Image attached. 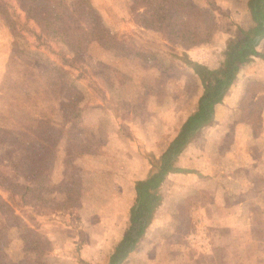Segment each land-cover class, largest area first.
<instances>
[{
	"label": "rangeland",
	"instance_id": "rangeland-1",
	"mask_svg": "<svg viewBox=\"0 0 264 264\" xmlns=\"http://www.w3.org/2000/svg\"><path fill=\"white\" fill-rule=\"evenodd\" d=\"M88 1L92 10L82 7L67 20V34L41 33L37 40L40 30L17 0H0V113L10 128L37 136L42 123L33 105H39L50 111L44 125L56 134L64 110L57 111L59 99L48 100L43 86L52 81L42 73L60 65V53L82 65L63 67V77L80 84L79 115L64 122L41 181L26 183L20 152L10 141L0 145V264L35 259L25 249L31 238L41 247L39 264H104L134 202L132 183L154 169L192 110L201 90L195 65L219 67L238 28L253 25L250 0H211L205 6L212 37L186 45L163 36L156 0L140 8L138 25L126 13L129 0ZM256 50L212 122L182 148L176 167L186 171L161 181L151 224L123 264H206L211 259L201 249L211 245L229 248L228 264H264V37ZM156 53L168 71L152 61ZM7 78L33 87L36 96L26 100L22 90L2 89ZM61 95L65 101L67 92ZM214 257L218 263L224 254Z\"/></svg>",
	"mask_w": 264,
	"mask_h": 264
},
{
	"label": "trees",
	"instance_id": "trees-1",
	"mask_svg": "<svg viewBox=\"0 0 264 264\" xmlns=\"http://www.w3.org/2000/svg\"><path fill=\"white\" fill-rule=\"evenodd\" d=\"M129 1L133 7L126 13L129 14V17L131 15V19L138 25L141 17L140 8H146L150 2L148 0ZM17 2L25 15V20H32L38 26L40 31L36 33L37 40L40 39L41 33L47 36L62 37L63 34L68 33L66 21L72 19L75 13H80L79 9L83 7L84 13L92 10L88 0H17ZM202 2L204 6L195 0H156V10L162 21L163 36L186 40V45L207 42L212 37V33L209 25L210 12L205 5L212 4L213 6L214 3L211 0H203ZM249 5L254 26L247 31L238 28L241 34L227 43V47L223 51V61L219 67L208 68L195 65L193 71L199 80L201 90L196 89L197 94L192 110L181 122L173 140L156 161L154 169L149 171L146 178L132 183L131 189L135 195L134 202L128 209V217L122 235L111 247L104 264H123L130 253L134 251L161 201V195L158 191L161 181L168 173L186 171L175 167L177 155L191 140L194 133L212 120L215 105L222 101L240 66L245 64L249 57L258 55L256 47L264 37V0H250ZM4 18L6 20L5 16ZM51 19L54 21H50ZM90 20L91 22L87 20L88 30H92L93 23L92 19ZM6 21L8 23V19ZM10 22L11 20H9ZM96 37L100 38L97 34ZM46 45V47L49 46L48 43ZM145 53L147 52H144L143 57L146 56ZM73 55L75 54L73 53ZM150 57L152 61L155 60L158 63L159 68L168 71L164 68L157 53ZM60 59V65L52 63V67L42 73L43 75L49 73L47 80L51 79L52 81L45 82L43 86L45 94H49L48 100L59 99L57 111L64 110L60 114L61 124L56 132L57 135L49 134L51 132L50 126L44 125L49 120L50 111H43L39 105L38 107L33 105V108L39 111V116L35 120L42 123V129L37 133V136L35 132L31 135L30 129L21 130L20 126L10 128L9 119L0 113V145L10 141L15 145L16 152H20L21 158L25 160L27 165V170L23 175L26 183L38 182L44 178L46 164L50 158V150L56 147L64 122L68 120L69 115L73 117L79 115V112L75 110L77 104L75 93L80 88V84H78L77 79H65L63 73L67 71L63 67L67 65L81 68L82 65L74 64L73 60L66 58L62 53H60ZM147 59H149L148 56L145 57V60ZM10 81L11 79L7 78L1 88L22 90V95L26 100L36 96L33 87L27 85L23 88L17 83L12 84ZM64 91L68 95L65 101L62 100V95L59 97V93ZM26 190L28 191L29 187H26ZM23 229L25 232H32L25 225H23ZM23 237L27 239V236L23 235ZM4 243L5 240L0 237V255L4 253ZM34 244L37 246L33 247ZM25 249L33 250L32 257H35V259L27 261L26 264H39L37 259L41 255L40 245L31 238L29 243L27 241Z\"/></svg>",
	"mask_w": 264,
	"mask_h": 264
},
{
	"label": "crops",
	"instance_id": "crops-1",
	"mask_svg": "<svg viewBox=\"0 0 264 264\" xmlns=\"http://www.w3.org/2000/svg\"><path fill=\"white\" fill-rule=\"evenodd\" d=\"M252 26H250V27H253L254 26V22H253V20H252ZM244 65V64H243ZM242 66H240V68H241ZM240 68H239V70H238V72L240 71ZM238 72L236 73V76L238 75ZM236 78V77H235ZM235 80V79H234ZM230 85H232V84H230ZM230 87V86H229ZM229 89L227 88V90H226V92L228 91ZM224 99H225V97H223V99H222V101H221V103H224ZM221 103H218V104H216L215 105V107H214V115H213V117H212V120L214 119V116H215V114H216V110H217V108L220 106L219 104H221ZM212 120L208 123V124H210L211 122H212ZM207 125V124H206ZM186 147V145L184 146V148ZM184 148H183V150H184ZM181 153H184V152H180L178 155H177V157H176V161H177V159L180 157V155H181ZM175 167H176V162H175ZM261 167V169H264V165H262V166H260ZM177 168V167H176ZM179 168V167H178ZM179 169H182V168H179ZM171 173H176V172H171ZM171 173H168L167 175H169V174H171ZM180 173V172H179ZM146 178V177H145ZM140 180H142V179H140ZM238 205L240 206V205H242V202L240 201V202H238ZM264 209V208H263ZM232 215H235V216H240L241 214H240V212H238L237 213V215L235 214V212H232ZM154 216V215H153ZM248 219H250V218H248ZM151 224V223H150ZM150 226V225H149ZM123 232V231H122ZM146 233V232H145ZM122 235V234H121ZM121 235H120V237H121ZM119 237V238H120ZM211 245V244H210ZM228 248V247H227ZM227 248H225V247H216L215 245H211L209 248H204V249H201V253H204V255H205V257L207 258V259H211V262H207L206 264H228L226 261V259H227V255L229 254V250H227ZM222 249H224V250H222ZM229 249V248H228ZM218 250H221L222 251V253L224 254V257H223V260L221 261V262H218V263H216L215 262V260H214V254L215 253H217L218 252ZM225 251H226V253H227V251H228V254H226L225 253Z\"/></svg>",
	"mask_w": 264,
	"mask_h": 264
}]
</instances>
